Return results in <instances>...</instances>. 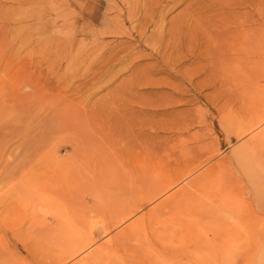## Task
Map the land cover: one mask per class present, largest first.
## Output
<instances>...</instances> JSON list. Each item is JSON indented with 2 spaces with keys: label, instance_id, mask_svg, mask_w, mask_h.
I'll return each mask as SVG.
<instances>
[{
  "label": "rangeland",
  "instance_id": "rangeland-1",
  "mask_svg": "<svg viewBox=\"0 0 264 264\" xmlns=\"http://www.w3.org/2000/svg\"><path fill=\"white\" fill-rule=\"evenodd\" d=\"M12 181L0 264H264V0H0Z\"/></svg>",
  "mask_w": 264,
  "mask_h": 264
},
{
  "label": "bare ground",
  "instance_id": "bare-ground-1",
  "mask_svg": "<svg viewBox=\"0 0 264 264\" xmlns=\"http://www.w3.org/2000/svg\"><path fill=\"white\" fill-rule=\"evenodd\" d=\"M32 170H30L31 172ZM29 172V173H30ZM25 174V173H24ZM31 174V173H30ZM25 175L22 176V181H26V182H29L30 180H28V174L26 175L27 177H24ZM11 182V180H10ZM9 183V182H8ZM30 187H22L19 182H16V181H12V187L10 189V191L6 194L8 195L6 198L7 201H4L5 198L1 199L2 197H0V209L1 210H19V205L21 204L19 200H23V202L26 204V210H32L33 209V206H32V192L30 191L29 189ZM8 202V203H7ZM22 207V206H21ZM24 209V208H23ZM13 226V225H12ZM9 227V226H8ZM16 227V226H15ZM31 227V226H30ZM10 229V227H9ZM13 229V227H12ZM14 231V230H13ZM19 233V237L21 236L20 232ZM29 233V232H28ZM26 234V233H24ZM31 234L32 233H29L27 238H28V242L26 244H28L29 246V243H30V238H31ZM17 236V237H18ZM26 239V238H25ZM27 248V247H26Z\"/></svg>",
  "mask_w": 264,
  "mask_h": 264
}]
</instances>
